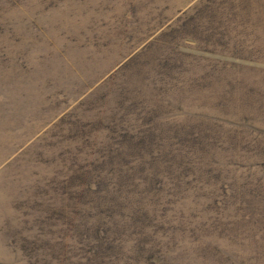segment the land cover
<instances>
[{"label":"rangeland","instance_id":"374dc122","mask_svg":"<svg viewBox=\"0 0 264 264\" xmlns=\"http://www.w3.org/2000/svg\"><path fill=\"white\" fill-rule=\"evenodd\" d=\"M0 264H264V0H0Z\"/></svg>","mask_w":264,"mask_h":264}]
</instances>
